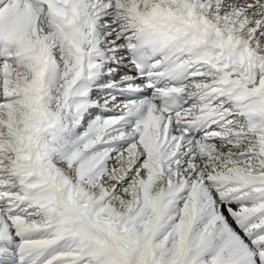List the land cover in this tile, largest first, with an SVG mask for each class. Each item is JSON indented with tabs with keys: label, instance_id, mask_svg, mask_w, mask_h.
<instances>
[{
	"label": "snow or ice",
	"instance_id": "1",
	"mask_svg": "<svg viewBox=\"0 0 264 264\" xmlns=\"http://www.w3.org/2000/svg\"><path fill=\"white\" fill-rule=\"evenodd\" d=\"M0 264H264V0H0Z\"/></svg>",
	"mask_w": 264,
	"mask_h": 264
}]
</instances>
